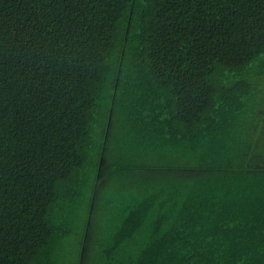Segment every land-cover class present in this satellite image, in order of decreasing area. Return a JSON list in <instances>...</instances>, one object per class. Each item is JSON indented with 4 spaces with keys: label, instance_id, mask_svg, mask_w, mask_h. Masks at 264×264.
I'll use <instances>...</instances> for the list:
<instances>
[{
    "label": "trees",
    "instance_id": "1",
    "mask_svg": "<svg viewBox=\"0 0 264 264\" xmlns=\"http://www.w3.org/2000/svg\"><path fill=\"white\" fill-rule=\"evenodd\" d=\"M263 86L264 0H0V264H264Z\"/></svg>",
    "mask_w": 264,
    "mask_h": 264
},
{
    "label": "rangeland",
    "instance_id": "2",
    "mask_svg": "<svg viewBox=\"0 0 264 264\" xmlns=\"http://www.w3.org/2000/svg\"><path fill=\"white\" fill-rule=\"evenodd\" d=\"M258 93H260L261 95H264V86L262 87V89H258ZM80 228H82V227H80ZM67 249L69 250V252H68V259H70V258L73 259V257H74L73 249L74 248H72V247L69 246V247H67Z\"/></svg>",
    "mask_w": 264,
    "mask_h": 264
}]
</instances>
